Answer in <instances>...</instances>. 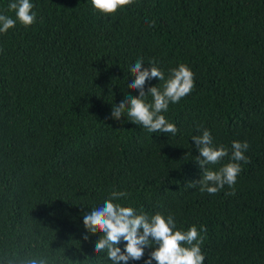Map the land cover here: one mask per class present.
<instances>
[{"label": "trees", "instance_id": "16d2710c", "mask_svg": "<svg viewBox=\"0 0 264 264\" xmlns=\"http://www.w3.org/2000/svg\"><path fill=\"white\" fill-rule=\"evenodd\" d=\"M8 2L0 12L15 19ZM33 4L34 23L0 33V255L110 264L79 213L117 189L137 210L172 214L177 228L204 226V264H264V0H129L111 14L90 0ZM138 57L166 76L179 63L194 73L193 90L164 113L174 136L110 112L137 94L126 80ZM198 126L229 152L247 141L232 188L190 186L201 175Z\"/></svg>", "mask_w": 264, "mask_h": 264}, {"label": "clouds", "instance_id": "9594fccd", "mask_svg": "<svg viewBox=\"0 0 264 264\" xmlns=\"http://www.w3.org/2000/svg\"><path fill=\"white\" fill-rule=\"evenodd\" d=\"M128 2L90 0V5L100 13L111 14ZM8 8L14 10L15 19L0 12V33L13 28L17 21L24 26L34 23L36 12L33 11V0H9ZM147 22L154 24V21ZM143 64L142 57L129 63V72L133 78H128L126 83L137 89V94L124 92L117 101L110 103V112L113 117L125 116L126 113L128 120L142 126L150 134L163 132L174 136L178 128L164 113L170 104L178 103L193 90L194 73L184 63L169 68L167 76L155 63L150 62L147 67ZM152 78H157L161 83L150 85L145 91V82ZM191 139L198 150L195 161L201 168V175L190 186H198L199 191L209 194L217 193L225 185L232 188L242 170L240 162L249 159L245 155L247 141H231L229 152L223 145H214L211 131L199 126L198 134L192 135ZM225 157H229L228 162L220 168L208 167ZM126 197L127 193L123 190L113 189L101 200L84 205L79 213L87 229L83 235L87 236L89 231L99 229L93 242L97 253H103L110 264H130L142 257L143 264H204L205 256L201 250V233L206 230L204 226L198 229L192 225L187 230L177 228L172 214H149L137 210L123 202ZM121 241L124 242L123 248L120 246ZM149 247L151 251L145 256V249ZM0 264H63V261L60 256L44 250L39 254L6 252L0 255Z\"/></svg>", "mask_w": 264, "mask_h": 264}]
</instances>
